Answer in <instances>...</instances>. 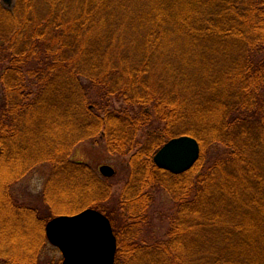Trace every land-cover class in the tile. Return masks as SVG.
<instances>
[{"label":"trees","instance_id":"16d2710c","mask_svg":"<svg viewBox=\"0 0 264 264\" xmlns=\"http://www.w3.org/2000/svg\"><path fill=\"white\" fill-rule=\"evenodd\" d=\"M10 4L0 0V264H39L46 223L86 208L110 220L115 264H264V0ZM180 136L200 157L174 175L153 157ZM86 142L129 157L120 230L102 205L108 179L70 161ZM43 165L54 186L42 208L20 203L13 186ZM158 196L162 226L143 233Z\"/></svg>","mask_w":264,"mask_h":264},{"label":"water","instance_id":"95a60500","mask_svg":"<svg viewBox=\"0 0 264 264\" xmlns=\"http://www.w3.org/2000/svg\"><path fill=\"white\" fill-rule=\"evenodd\" d=\"M9 4L11 0H3ZM200 157L196 139L180 136L169 140L154 155L153 163L159 169L179 175L190 170ZM105 178L115 171L107 165L99 168ZM50 245L62 255L61 264H115L117 240L110 221L94 209H85L75 215H61L45 226Z\"/></svg>","mask_w":264,"mask_h":264},{"label":"rangeland","instance_id":"374dc122","mask_svg":"<svg viewBox=\"0 0 264 264\" xmlns=\"http://www.w3.org/2000/svg\"><path fill=\"white\" fill-rule=\"evenodd\" d=\"M3 3H4V7L11 8L10 3L9 4L5 2ZM121 106H122V102H117L115 100L112 101V108L114 109V111H117L120 108H122ZM128 158L129 157L122 158L118 156H112L107 152V150L103 147L102 144H98L94 146L89 142L76 145L73 148L70 156V161L72 163L88 166L91 169V171L94 172V174L101 177L102 179H106V178L101 176L99 172L100 167L107 165L115 170L116 172L115 176L111 179H108L107 182V185L112 186L111 193L113 195L112 196L113 199L111 198L112 201L110 202L104 201L102 205L103 208H106L107 206L111 208L112 213L110 215L113 218V222H114L113 225L117 230L122 229L123 226L122 220L124 219V212H122L123 210L121 209L120 205L118 208V204L121 203V200L125 199L124 189L126 188L125 183L126 180L128 179V168H127ZM49 174H50L49 167L45 165L33 169L26 177H24L16 185L13 186L12 194L18 199L20 203L34 205L35 207L42 208L43 205L41 204L40 199L44 197L46 193H49L50 185H52V188L54 186L52 181L49 180ZM152 201L154 203L152 210L149 211V213H147L146 210L148 223L144 222L138 227L139 229L140 228L142 229L143 233L148 232L153 227H157L159 229L162 225H161V221L159 222L160 219H158L156 216H159V214L163 215L167 211L166 210L167 208L165 209L164 205H162L161 198L159 196L154 197ZM122 204L123 203H121V205ZM58 206L59 203L57 202L53 204L54 208H57ZM62 215H69V214H62ZM132 227L134 226L132 225ZM118 239L120 238L118 237ZM61 263H62V255L60 251L54 246L50 245L49 242L47 241L46 245H44L43 247L42 256L39 264H61Z\"/></svg>","mask_w":264,"mask_h":264},{"label":"flooded vegetation","instance_id":"af4514ba","mask_svg":"<svg viewBox=\"0 0 264 264\" xmlns=\"http://www.w3.org/2000/svg\"><path fill=\"white\" fill-rule=\"evenodd\" d=\"M115 174H116V172H115ZM115 174H114V176H115ZM114 176H113V177H114Z\"/></svg>","mask_w":264,"mask_h":264}]
</instances>
